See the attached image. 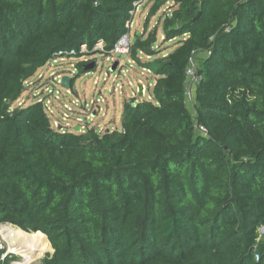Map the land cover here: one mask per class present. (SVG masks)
<instances>
[{
    "label": "trees",
    "instance_id": "16d2710c",
    "mask_svg": "<svg viewBox=\"0 0 264 264\" xmlns=\"http://www.w3.org/2000/svg\"><path fill=\"white\" fill-rule=\"evenodd\" d=\"M133 1L0 0V224L46 235L42 264H264V0H152L145 28L173 1L165 40L188 37L144 63L157 30L137 34L157 79L122 130L60 132L42 104L13 107L56 51L112 48Z\"/></svg>",
    "mask_w": 264,
    "mask_h": 264
},
{
    "label": "rangeland",
    "instance_id": "374dc122",
    "mask_svg": "<svg viewBox=\"0 0 264 264\" xmlns=\"http://www.w3.org/2000/svg\"><path fill=\"white\" fill-rule=\"evenodd\" d=\"M171 4L172 2H166V4L158 13V16L151 18V20L149 21V25L146 28L145 35H147V33H149L150 31H153L155 29L157 30V41L154 45V49L157 51V54L151 56V58H148L141 54L140 60L144 63L154 61L157 58H161L169 54L179 45V41L183 39L182 37H177L176 39L171 40H165V38H163L165 37L164 20L166 18V14L171 13L175 8V6L173 5L170 6ZM150 6L151 3L147 4L146 8L142 6L137 12V15L134 18V26L131 30L132 39H135V35L139 34L144 27L145 16L147 14L148 8L150 9ZM157 20L158 24L155 25V22ZM86 58L87 57L83 59L77 57L66 58L64 61L59 62L54 67L39 68L38 71L29 79L26 85V89L21 95L20 100L14 103L13 107H15L17 104L19 105L24 101L26 102V105L33 103L34 94L44 78H47L51 75V77L47 79L48 83H50L51 81H53L54 76H57L58 73H66L74 69V71H76L74 76H76L78 72H81L80 76L77 77L73 84L76 91H74V94H67L63 89L61 94L62 103L60 104L58 101L54 100V116L58 118L59 121L57 122L58 119H56L55 117L50 118L51 126L55 130H58L60 132L69 131L81 135L86 134L90 129L97 131L99 134L113 131L114 129L122 130V112L124 103L130 100L132 97H136L137 102L142 100H152L150 96L151 91L155 85L157 75L153 72L152 69L151 72H148L146 70H143V68H141L142 66L132 65L129 61V58H123V69L127 70L126 77H123L122 79L124 88L121 90V92L120 90L112 92L114 86L113 78L115 74L110 73V78L108 79L109 81H107L106 83L103 80V78L105 77V73H108L110 62L102 59L99 64L94 63V66L91 69H85V67L81 69L78 64L85 62L84 60ZM90 63L91 60H88L86 64H83V66ZM115 73L118 72L116 71ZM41 75H43V77L40 79ZM96 79H99V84L95 83ZM128 81L132 82V86L128 84ZM140 84L145 85L144 94L140 96L138 92L134 96L136 88ZM43 86L44 84L41 85V87ZM191 87H193V85L189 86V88ZM100 94L105 98V100L103 102H100V106H96V97H99ZM76 99H78L79 101ZM83 102L88 105L92 104L93 107L85 108L83 107ZM137 102H135L133 105H136ZM65 103H68L71 109V112H68L69 114H65L67 116L66 119L64 117L65 115H63L64 112H67V110L64 108ZM100 108H102V111H100ZM89 113H92L93 115L91 114V119L88 120L86 128L83 129V127H81L80 125L81 121H79V117H82L85 121V116H87ZM76 128H78V130H75ZM17 229L18 235L15 234L12 240L10 239V233V236L8 235V237L6 236L5 231L4 234H0V238L2 240L1 243L3 246L1 248L2 250L0 251V255L5 254V260L9 259V264H42L43 260L47 257L48 254H53L54 249L52 250L50 248H46L45 251L39 253L35 245H30V243H28V240L32 238V233L27 232L20 227H17ZM260 236L261 238H264V226L260 228ZM25 245L28 247H24Z\"/></svg>",
    "mask_w": 264,
    "mask_h": 264
},
{
    "label": "built area",
    "instance_id": "2783aa9c",
    "mask_svg": "<svg viewBox=\"0 0 264 264\" xmlns=\"http://www.w3.org/2000/svg\"><path fill=\"white\" fill-rule=\"evenodd\" d=\"M167 2H172V4L170 6H172V5L174 6L173 1H167ZM149 3L152 4V0H134L133 1L132 8L129 11V18L126 20V24H125L126 31L118 38V40L116 41V43L114 44V46L112 48L107 49L104 41H98V42H96L94 47L92 49H90L89 44L87 42H83L80 44L79 49H76V48L60 49V50L56 51L52 55V57L42 67L43 68L54 67L59 62L64 61L66 58H71V57H77V58H82V59L87 57L84 60L85 64L88 60H91V62L99 64L100 61H102V59H105L106 61L110 62V66H109L108 73H105V77L103 78V80L106 83L107 81H109L108 79L110 78V73H114L115 74L114 78H113L114 86H113L112 92H115L117 90H120V92H121V90L124 88V83L122 82V79H123V77L124 78L126 77V73H127V70L123 69L124 64H122V59L123 58L124 59L129 58V61L131 62L132 65H136V66L139 65L138 61L134 57H132V46L134 45L135 39H136V37H135V39H132V37H131V30L134 26V18L137 15V12L140 10V8L142 6L144 8H146L147 4H149ZM149 10L150 9L148 8L147 14L145 16V21L148 17ZM171 13L166 14V16L171 15ZM156 16H158V15H156ZM156 24H158V20L155 22V25ZM145 32H146V28H145V22H144V27L142 28L141 32L138 35H140V36L145 35ZM135 36H137V34ZM187 37H188V33H185L182 38L185 39ZM163 38H165V37H163ZM174 39H176V38H174ZM141 54H143L144 56H146L148 58H151V55H146L142 51H140L137 55L139 57V59H141V57H140ZM206 55H207V53L203 52V51H193V55L190 59V62L188 64L187 68H186L185 98H186L187 105L189 106L191 111H194L195 98H196V86L200 81V76L198 74L200 59ZM115 61H118V65L114 71H111L110 68L115 63ZM72 66H75V65H72ZM141 68H143V70L151 72V69L148 67L142 66ZM116 71L118 73H115ZM75 72L76 71H74V69H73V70L66 72V73H63V72L58 73L57 76H54L53 81L48 83L47 79L49 77H51V75H50L47 78H44V80H42L38 89L36 90L34 97H33V101L42 104L43 109H44L45 113L47 114V116L49 117V119L55 117L54 116L55 110L53 108L54 102L58 101L60 104L62 103L61 102L62 90L64 89L67 94H74V91H76L74 89V86L72 87L71 84H70L69 88L62 86V77L64 75H69L71 78H73L75 75ZM42 77H43V75L40 76V79ZM28 81H29V79L25 81V89H26V85H27ZM95 83L99 84V79H96ZM42 84H44L43 87H41ZM128 84L130 86H132L131 81H128ZM190 85H193V87L189 88ZM55 87H57V88H55ZM144 89H145V85L143 84L142 85L143 94H144ZM138 92H139V85L136 88L134 96ZM150 97L152 98V96H150ZM96 99H97L96 106H100V102H103L105 100V98L102 97L101 94L99 95V97H96ZM19 100H20V98L17 101H19ZM76 100H78V99H76ZM72 103H73V100H72ZM92 103H93V101H92ZM17 106H26V102L25 101L21 102L19 105L17 104ZM83 107L92 108L93 105L92 104L88 105V104H85V102H83ZM64 108L67 110V112H64L63 115H65L68 112H71L70 111L71 109H70V106L68 103H65ZM85 108H83V109H85ZM100 111H102V108H100ZM100 111H96V112H100ZM91 114L92 113H89L87 116H85V121L82 117H79V121H81V124L80 123L79 124L81 125V127H83V129L86 128L88 120L91 119ZM64 117L66 119L67 116L65 115ZM68 118H69V116H68ZM56 119H58V118H56ZM81 119H83V120H81ZM58 121H59V119L57 120V122ZM195 128H196V131L202 135H207V133H208L206 127L203 125H199V123L197 121H195ZM62 129H63V127H62ZM4 225L5 224H0V234L2 233L1 228ZM1 242H2V240L0 238V251L2 250L1 248L3 247ZM5 257H6L5 254H1L0 255V261H4ZM255 258H256V260L260 259V254L258 252L255 254Z\"/></svg>",
    "mask_w": 264,
    "mask_h": 264
},
{
    "label": "bare ground",
    "instance_id": "6f19581e",
    "mask_svg": "<svg viewBox=\"0 0 264 264\" xmlns=\"http://www.w3.org/2000/svg\"><path fill=\"white\" fill-rule=\"evenodd\" d=\"M1 230H2L3 234H4V231H5V234H6L7 237L9 235V233H10L11 236L10 235L9 236L11 237L10 238L11 240L13 239V236L15 234L18 235L17 227L14 226V225H11V224H5L4 226H2ZM31 235H32L31 236L32 238L28 240V243H30V245H35L37 247L39 253H42L43 251H45L46 248H50V249L53 250L52 245H50L51 243H50L49 239L46 237V235H44L41 232H35V233H32ZM14 240H15V238H14ZM24 247H28V246L25 245ZM23 250H24V248H23ZM30 251H32V250H30Z\"/></svg>",
    "mask_w": 264,
    "mask_h": 264
},
{
    "label": "water",
    "instance_id": "95a60500",
    "mask_svg": "<svg viewBox=\"0 0 264 264\" xmlns=\"http://www.w3.org/2000/svg\"><path fill=\"white\" fill-rule=\"evenodd\" d=\"M177 27H178V24H175L173 26V28H177ZM117 65H118V61H115V63L111 66L110 70L114 71L116 69ZM93 66H94V62H91L90 64L85 65L84 67H85V69H91ZM70 84H71V77L69 75H64L62 77V86L66 87V88H69ZM142 94H143L142 85L140 84L139 85V95L141 96ZM136 101H137L136 97H132L129 100V102L132 103V104H134ZM59 129H60V126H59ZM75 130H78V128H76Z\"/></svg>",
    "mask_w": 264,
    "mask_h": 264
}]
</instances>
